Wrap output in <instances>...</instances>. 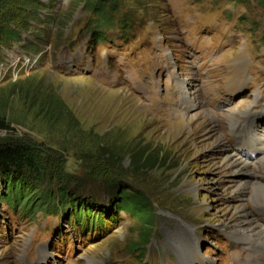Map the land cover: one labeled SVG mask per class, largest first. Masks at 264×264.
Wrapping results in <instances>:
<instances>
[{"label":"rangeland","instance_id":"374dc122","mask_svg":"<svg viewBox=\"0 0 264 264\" xmlns=\"http://www.w3.org/2000/svg\"><path fill=\"white\" fill-rule=\"evenodd\" d=\"M0 25V145L28 143L44 161L42 183L25 170L19 189L36 201L66 188L97 219L0 198V264H181L185 249L195 264H264V246L232 231L243 206L264 224L250 194L264 170L226 158L240 157L233 117L264 110V0H5ZM8 182L0 170V195ZM122 189L152 206L144 255L130 250L144 219L113 208Z\"/></svg>","mask_w":264,"mask_h":264},{"label":"trees","instance_id":"16d2710c","mask_svg":"<svg viewBox=\"0 0 264 264\" xmlns=\"http://www.w3.org/2000/svg\"><path fill=\"white\" fill-rule=\"evenodd\" d=\"M4 7L5 0H0V12L4 9ZM5 32L8 31L3 29L0 25V41L3 39L2 37ZM53 105L54 106H51L50 109L49 107H46L48 111L43 110V112L50 114L52 109L58 110L59 107L56 104ZM9 128V121L5 118V116H1L0 114V130ZM43 168V158L35 150L34 146L24 142H19L12 145H0V170L8 175V179L11 178L12 181L11 184L8 182L9 185L7 183V186L11 189L8 188L9 190L6 193L1 191L0 198L9 201L13 207L18 206L20 209L31 214H33V212L38 209L44 208L45 210L49 211L48 213L50 214L61 215L63 214L62 212L64 210V205H74L73 209L75 211L73 214H71V217L73 216L74 219L79 217L80 222H83V219L85 220V223L83 224L95 226V223H97V219H95L96 212L92 211V206L87 203H77L78 200L74 199L73 196L70 197L69 191L66 188L59 189L58 195H56L53 191L50 192L42 190L40 192V197H38L36 201L31 198V195H23L27 189H19V187H22L26 183L24 181L27 178H17V173L22 174L25 170H28V172H33L36 174L38 181L41 182L45 177ZM117 197L118 200L116 199L114 202L112 200L113 208H120L125 212L129 211V213L137 216L138 218L144 219V231L141 232L138 240L133 242V244L130 246V250L136 252L143 251L142 255H144L145 251L147 250V246L151 242L155 226V215L152 211L150 201L145 197L144 194L136 190H133V192H128L125 189H122L119 191V195ZM67 209H69V207L66 208L65 211H67ZM101 218L102 217H98V221ZM76 222L78 221L76 220Z\"/></svg>","mask_w":264,"mask_h":264},{"label":"bare ground","instance_id":"6f19581e","mask_svg":"<svg viewBox=\"0 0 264 264\" xmlns=\"http://www.w3.org/2000/svg\"><path fill=\"white\" fill-rule=\"evenodd\" d=\"M218 68L219 67L217 66H213V70L211 72H214ZM183 85L185 86L186 83H184ZM193 101L194 100L191 99L190 102L195 105L196 102ZM232 121L234 122L232 127L234 132L233 136L236 140H238V143L242 148L240 157L243 158L235 157L233 153L229 152L226 156L227 160L230 161V164L234 165L237 169L245 170L247 172L254 171L252 169L253 163H259V166L264 170V156L255 160V156L264 150V124H262L264 121V110L257 115L249 117L248 124H243L241 120L239 123H237L234 117ZM249 160L252 161V164L249 163ZM250 186V194L252 193L253 199L255 201L264 200V185L260 181H256L253 182ZM259 206H263L262 213L264 214V203H260ZM240 208L241 209L238 213L239 215L237 214V224H235L236 226L232 228L233 234L244 243H250L254 246H264V224L256 222L252 218H250V211L247 210L245 206ZM183 254L184 255L180 261L181 264H195V255H193L191 251L185 249V251H183ZM90 264H94L93 261H90Z\"/></svg>","mask_w":264,"mask_h":264}]
</instances>
